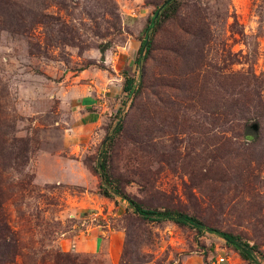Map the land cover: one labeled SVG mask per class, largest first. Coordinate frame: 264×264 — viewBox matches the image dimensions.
<instances>
[{
    "label": "rangeland",
    "instance_id": "obj_1",
    "mask_svg": "<svg viewBox=\"0 0 264 264\" xmlns=\"http://www.w3.org/2000/svg\"><path fill=\"white\" fill-rule=\"evenodd\" d=\"M164 1L0 0V264H264V0H177L139 68ZM117 123L122 192L255 244L256 263L100 193Z\"/></svg>",
    "mask_w": 264,
    "mask_h": 264
},
{
    "label": "trees",
    "instance_id": "obj_2",
    "mask_svg": "<svg viewBox=\"0 0 264 264\" xmlns=\"http://www.w3.org/2000/svg\"><path fill=\"white\" fill-rule=\"evenodd\" d=\"M178 9L179 4L177 0H170L162 7V9H160L158 15L155 14L157 10L154 11L153 15L148 20V23L144 28L145 37L141 41L136 53L135 65L137 67L141 68L148 56V53L151 48V37H153V34L159 29V27L164 21L173 18L174 15L177 13ZM101 52H103V48ZM137 83L138 82H136L134 76L125 72L124 81L122 84V91L124 92L126 98L137 95L139 93ZM120 130L121 123H117V125L114 127L112 134L109 137H106V140L103 142L101 153L97 162L102 181L100 186V193L102 195L106 197L118 195L125 198L134 208L135 212H137V214L143 219L151 221H160L167 219L179 225H186L191 228L193 227L198 232H203L204 230L217 232L221 237L226 240V243L230 245L239 254L242 259L256 263L259 251L257 250L255 244H249L248 242L242 240L241 238L230 232L218 231V229L208 227L194 215L185 213L183 211L169 208L159 209L155 207L143 206L142 203H140L134 198L127 196L124 192H122L118 183V179L113 178L110 175L108 168L111 150L113 148L116 136Z\"/></svg>",
    "mask_w": 264,
    "mask_h": 264
},
{
    "label": "water",
    "instance_id": "obj_3",
    "mask_svg": "<svg viewBox=\"0 0 264 264\" xmlns=\"http://www.w3.org/2000/svg\"><path fill=\"white\" fill-rule=\"evenodd\" d=\"M168 1H170V0H165L159 7H158V9H157V11H156V15H158V13H159V11H160V9H162V7L168 2ZM251 128L253 129V130H257V125L256 124H253V125H251Z\"/></svg>",
    "mask_w": 264,
    "mask_h": 264
},
{
    "label": "built area",
    "instance_id": "obj_4",
    "mask_svg": "<svg viewBox=\"0 0 264 264\" xmlns=\"http://www.w3.org/2000/svg\"><path fill=\"white\" fill-rule=\"evenodd\" d=\"M219 261H220V262H221V261H224V259H223V258H220Z\"/></svg>",
    "mask_w": 264,
    "mask_h": 264
}]
</instances>
